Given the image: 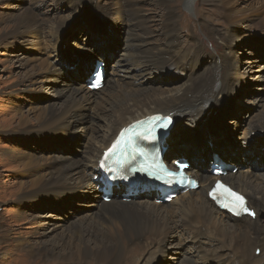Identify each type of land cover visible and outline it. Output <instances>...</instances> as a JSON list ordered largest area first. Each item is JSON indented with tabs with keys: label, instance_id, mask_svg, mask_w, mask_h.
<instances>
[{
	"label": "bare ground",
	"instance_id": "bare-ground-1",
	"mask_svg": "<svg viewBox=\"0 0 264 264\" xmlns=\"http://www.w3.org/2000/svg\"><path fill=\"white\" fill-rule=\"evenodd\" d=\"M25 1L19 0L21 4L16 7L17 11L12 16L5 17L11 25L3 30L0 46L10 39H23V43H32L34 47L43 49L46 62L41 61V64L34 65L33 71L44 73L42 78L44 81H53L57 75V81H62L66 70L55 64L53 60L60 61L66 58L60 54L67 49L69 38L68 34L62 37L60 33L65 30L72 15L66 16L64 13L58 19L44 21L39 17L40 14L38 15L39 10L24 5ZM83 1L87 7L90 6L88 11L91 10L93 16L101 17L93 10L97 0ZM159 1L164 5V8L160 7L161 10L158 12L160 21H164L160 29L150 27L148 18L141 15L142 0H112V10L105 5L99 6L101 12L115 24L128 26L123 54L110 59L113 64L110 66L109 88L106 93L103 92L106 85L98 92L89 91L84 80L79 77L76 85L73 84L72 89L66 90L67 95L58 90L57 97L61 98L58 106L47 104L37 110L38 114L33 116V121L36 122L34 125L29 123L31 117L29 122L26 121L28 117H19L21 125L16 130V134L34 138L37 143H51L50 146L63 149L68 145L74 148L75 145L80 144L77 140L79 137L85 140V147L79 160L69 161L64 156L37 158L29 155L21 156L17 160L18 166L23 171L21 174L23 179L17 189L20 192V195H17L18 204L37 205L48 199V202L64 205V208L68 206L72 196L82 194L86 197V202L83 204L91 209L86 219L73 222L69 228L64 227L66 229L61 231L62 235H57L58 238L55 240L27 242L23 249L32 260L48 264H133L140 257L136 264H141L156 259L162 246L166 245L170 233L176 234L181 232L182 228L184 230L188 228L198 239L195 242L196 253L198 249H204L207 245L208 249H204L206 251L202 249L203 252L212 255L221 252L218 258L221 259L222 264H264V221H262L264 173L256 174L249 170L250 166L254 169L264 167V163L260 165L257 162L259 159L264 161V150L253 148V152L256 150V156L250 155L252 151L247 155L246 150H243L253 132L264 131V119L244 132L236 141L231 137L236 136L233 131L229 135L225 130L218 131L217 126L224 128L219 124L213 126L215 130L212 136L208 137V141L216 146L218 150L216 153L220 151L216 139L235 141L232 154L220 152L225 153L226 156L229 154L228 157L231 159L228 163L235 167L241 164L248 165V172L238 171L236 174L229 173L226 178H216L205 171L209 162L206 156L212 148H208L204 153L193 150L195 156H200V159L190 167L188 173L200 182L198 190L173 198L172 203L168 205L150 200L159 198V194L154 191L133 198L131 201H123L116 196L110 203L100 201L102 185L93 177L99 175L97 170L99 160L119 131L135 121L157 113L173 116L178 126L184 124L192 130H195L196 126L203 125L204 122H212L214 114H219L218 112L226 107L218 104L220 100L226 95L235 98L237 93L240 95V91L237 90L244 87L246 71L243 70L240 61L238 63L234 61L238 57L234 46L241 40L239 34L245 30L250 32L251 29H257L264 37V19L255 17V14L264 12V0L253 2L250 11L245 13L231 11L225 1L227 7L220 11L219 16L226 20L224 24L225 29H228L226 33H222L205 19L200 21L210 39H217L222 44L221 59L219 55L213 57L208 69L205 68L199 74L196 71L195 74L185 78L180 73L185 72L186 68L192 65L197 68L206 57L202 52L203 44L197 36L186 38L182 36L176 20L180 0ZM183 1L185 6L193 7V3L197 0ZM78 4H73L67 13L76 11L79 8ZM235 14H240L237 17L240 20L233 21ZM101 26L97 27L100 29ZM156 32L161 34L163 44L159 48H151L149 36L155 37ZM43 33L48 37L47 50L53 57L52 62L47 60V51L42 41L36 40L42 36L38 35ZM61 38L62 48L59 47ZM261 40L263 42L260 43H264V38ZM93 41L92 47H95V40ZM249 43L251 41L247 44ZM108 46L109 44L95 47L93 55L90 50V54L87 52L74 54L87 59V68L91 69L94 60L105 59V56H97V52ZM217 58L221 60L220 64L216 62ZM169 66L176 70L171 71L164 78L169 82L176 79L179 82L178 87L174 90L157 91L147 85L146 81L158 71L167 70ZM263 69L264 67H260L259 71ZM233 92L236 94L233 95ZM215 104L222 109L215 108ZM209 108L211 111L207 112L206 119L201 120L202 115ZM90 112H93V115ZM24 127L33 130H21ZM36 136H40L42 141H38ZM54 139L66 146L60 147L61 144ZM178 148L186 149L182 145ZM178 148H173L170 153L179 150ZM221 157L224 159L223 156ZM216 180H223L237 189L238 193L245 194L248 198V208L253 212V216L235 220L218 211L208 198V189ZM48 226L43 233L45 237L59 230L56 224L48 223ZM204 237L206 239L203 241ZM172 249L173 246H170V249L168 248L170 252L165 254H171ZM258 249L260 254L256 255ZM181 254L182 260L187 264H199L190 260L188 255Z\"/></svg>",
	"mask_w": 264,
	"mask_h": 264
},
{
	"label": "rangeland",
	"instance_id": "rangeland-1",
	"mask_svg": "<svg viewBox=\"0 0 264 264\" xmlns=\"http://www.w3.org/2000/svg\"><path fill=\"white\" fill-rule=\"evenodd\" d=\"M225 1L226 5L231 8V11H242L245 13L250 11V6L253 2L258 3L259 0H197L193 3V7L185 6L183 0L179 1L180 6L177 8L176 20L182 32V36L184 38L197 36L203 44L202 52L206 57L202 59L200 65L197 67L196 71L198 74L205 70V68L208 69L210 67L209 64L211 60L213 61V57L219 55L221 59L223 55L222 44L217 41V39H210V36L204 30L200 21L205 19L216 26L215 28L219 31L226 33L228 31L224 26L226 20L219 16L221 15L220 11L224 10L226 6ZM111 2L112 0H97V4H94L95 7L93 10H95V13H99L102 18L93 16L91 10L88 11L90 6L87 7L83 0H26L24 5L29 8H34L36 11L39 10L38 15L40 14L39 17L44 21L58 19L59 16H62L64 13L66 16L69 14L72 15V19L64 28L65 30L63 29L64 31L60 33V36H63V34L66 36V34H68L69 41L67 43V49L76 50L80 54H84V52L90 54L88 46H93L94 41L90 34L86 32V27L77 24V21L81 20L83 23L94 21L95 26H101L102 23L108 24L115 33V36L111 39L109 46L102 49H110L109 51H112L116 47L114 55L111 57L115 58L123 54L124 43H121L123 39L122 34L124 31H128V26L115 24V22L101 12L99 9L100 5H105L108 9L112 10L113 5ZM20 4L19 0H0V38L3 30L8 25H11L9 20L5 17L12 16L17 11L16 7L20 6ZM73 4H78L79 8L74 12L67 13L71 10ZM142 4L141 15L148 18L150 27L152 26L154 29H160L164 21H160L158 12L161 10H159L160 7L164 8V5L159 0H142ZM260 13L255 14V17L264 19V12ZM85 14L86 18L84 19ZM239 15L240 14H235L233 21L240 20V18H237ZM90 28L91 30H95L93 26ZM259 31L260 30L257 29H251L250 32L248 30L241 33L239 32L241 40L234 46L238 54V57H236L234 61L235 63L240 61L243 70L246 71L247 77L244 78L246 86L244 83V87L237 90L240 91V95L237 93L235 98L231 97V95H226V97L220 100L218 104L226 105V107L220 110L218 112L219 114L215 113L214 119L211 122L213 126L219 124L227 127L225 130L226 134L229 135L230 132L233 131L235 135L237 134V138L241 137L244 132L249 130L252 126L259 124L264 119V69L259 71L260 67H264V43H260L263 42L261 38L264 37L261 36ZM40 35L42 36L40 37ZM154 35L155 37L149 36L150 46L152 45L151 48H159L163 44L162 36L159 32H156ZM38 36L40 38L37 37L38 39L36 40L42 41V45L47 51V60L52 62L53 57L49 55L50 52L47 50L49 47L47 34L43 33ZM107 40L110 41V39ZM253 40H258V44L256 45ZM248 41H251L249 45L247 44ZM59 43L62 48V38ZM43 51V49L40 50L34 47L32 43H23V39H10L0 46V264H48L42 261L32 260L29 254L24 251L25 244L27 242L37 243L38 240L47 242L55 240V238H58L57 235H62L61 231L66 229L64 227L69 228L73 222H81L83 219H86L85 217L88 216L91 210L83 204L86 202V197L82 194H77V197L72 196L70 198L72 200L68 202V206L64 208V205L61 206L56 203L48 202V199L43 200L42 204L37 205L18 204L17 195H20V192L17 189H19L21 185L23 179L21 174L23 171L18 166L17 160L21 156L29 155L37 158L64 156L68 158L69 161H75L81 158L82 150L85 147V140L83 137L77 139L80 144L75 145L74 148L68 145L67 148L58 149L54 146H50L51 143L40 144L37 143L34 138L27 136L21 137L16 134V130L19 129L21 125V118L19 117H28L26 120L28 122L31 117V122L29 123L34 125L36 122L33 121V116L38 114V109L47 104L59 105L58 102L61 98L57 97L58 90L60 92L63 91V93L67 95L66 90L72 89L73 84L76 85L77 79L82 77V66L84 64L86 65L88 61L84 57L76 55L79 61L76 60L78 62L75 68L68 69L66 68L67 66L62 65L66 70L62 81H57L58 75L53 81H44L42 79L44 73H35L33 71L34 65L37 66L42 62H46V57L43 56L45 51ZM93 54H95V52H92V55ZM33 58L36 59L34 60ZM38 58L41 59L39 60ZM111 58L105 57L107 62L108 60L110 61L108 62V66L113 64L110 60ZM220 59H216L218 64L221 62ZM95 62L96 60L92 62L93 67ZM57 64L59 65L58 62ZM73 65L74 63L72 66ZM173 70H176V68L169 66V68L164 71L165 73L163 69L158 71L150 80L146 81L147 85L157 91L166 89L174 90L178 87L179 82L176 79L169 82L168 79L164 78ZM110 73L111 70L108 72V75ZM257 75H262L263 77L257 78ZM109 77L110 76H108L107 83L105 84L106 88H104V93H106L109 88ZM129 88L132 87L129 86ZM235 94L236 92H233V95ZM238 97L239 99H236ZM209 107L212 108L213 106ZM214 107L222 109L216 104ZM211 108L207 109L202 115L201 120L206 119V115L211 111ZM91 115H93V112ZM235 121H239L240 125H236ZM21 130L30 131L33 129L24 127L21 128ZM262 133H264V131L253 132L250 137ZM231 137L235 141L237 140V138ZM36 138L38 141H42L40 136H36ZM54 140L58 144H61L58 140ZM216 140L219 150L223 152H230L228 148L232 149L235 142L233 140L229 141V139L224 141L221 138ZM62 146L66 145L61 144L60 147ZM252 150L253 149L250 151ZM177 151L178 150L175 152ZM250 151L246 150L247 155ZM250 155L256 156V150ZM257 162H259L260 165L264 163L262 159H259ZM252 167L253 166H250L249 168L248 165H244L239 172H248L247 170L249 168V170L256 174L264 173V169H254ZM100 201H102V199ZM262 221H264V219ZM48 223H51V225L56 224L59 230L45 237L43 233L49 227ZM182 231L176 234L170 233L166 245L162 246L156 259H150L141 264H185L186 261L182 260L183 255L181 253H183V250L179 247L181 245L177 241V235L180 233H184L183 235L189 233L194 243L197 242L198 239L195 234L190 233L188 228L187 230L182 228ZM204 239H206V237L202 240L204 241ZM195 245L196 244H194L193 247ZM170 246H173L172 252L171 254L166 253V255L165 252H170L168 250ZM204 249L207 250L208 246L205 245ZM259 254L260 250L258 249L256 255ZM188 258L196 261L190 256H188ZM139 260L140 257H138L133 264H136ZM196 262L199 263L198 261Z\"/></svg>",
	"mask_w": 264,
	"mask_h": 264
},
{
	"label": "snow or ice",
	"instance_id": "snow-or-ice-1",
	"mask_svg": "<svg viewBox=\"0 0 264 264\" xmlns=\"http://www.w3.org/2000/svg\"><path fill=\"white\" fill-rule=\"evenodd\" d=\"M96 81L97 83L100 81V74L97 73L96 75ZM161 118L160 117H152L149 118V121L147 122H139L142 125L144 123L151 124L153 121H159ZM151 131V128H146L144 135H146L148 132ZM133 137H129V141H132ZM120 145V141H117L115 145H113V148L116 149ZM183 167V165H181ZM167 175H174V173L168 172L166 173ZM213 199H218L222 198V206L224 207H229V209L235 214L239 215L241 211L243 212H249V210L246 207V202L242 196L237 194L236 192L232 191L230 188L222 185V184H217L216 188L213 190L212 193ZM235 203V206L233 204ZM251 214V213H249Z\"/></svg>",
	"mask_w": 264,
	"mask_h": 264
},
{
	"label": "water",
	"instance_id": "water-1",
	"mask_svg": "<svg viewBox=\"0 0 264 264\" xmlns=\"http://www.w3.org/2000/svg\"><path fill=\"white\" fill-rule=\"evenodd\" d=\"M77 22H78L77 24H82L83 23V21H81V20H78Z\"/></svg>",
	"mask_w": 264,
	"mask_h": 264
}]
</instances>
